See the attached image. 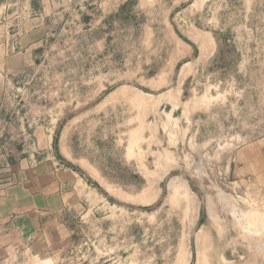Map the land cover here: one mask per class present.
Masks as SVG:
<instances>
[{
  "label": "rangeland",
  "instance_id": "obj_1",
  "mask_svg": "<svg viewBox=\"0 0 264 264\" xmlns=\"http://www.w3.org/2000/svg\"><path fill=\"white\" fill-rule=\"evenodd\" d=\"M195 2L0 0L1 172L87 187L28 264H264V0Z\"/></svg>",
  "mask_w": 264,
  "mask_h": 264
},
{
  "label": "crops",
  "instance_id": "obj_2",
  "mask_svg": "<svg viewBox=\"0 0 264 264\" xmlns=\"http://www.w3.org/2000/svg\"><path fill=\"white\" fill-rule=\"evenodd\" d=\"M188 1L191 9L197 10L196 0ZM32 57L30 50L0 56V73L19 74L31 64ZM46 138L49 142V135ZM246 157L240 167L242 172L254 165L252 155L246 152ZM18 165L11 166L13 173H19L12 182L7 181V172H1L6 169L0 168V264H28L39 253H63L73 237L74 209L80 208L87 190L78 174L72 170L55 173L53 163L36 170L42 172V178H23ZM34 171L26 169L24 173ZM25 255L30 256L28 262L22 261Z\"/></svg>",
  "mask_w": 264,
  "mask_h": 264
},
{
  "label": "bare ground",
  "instance_id": "obj_3",
  "mask_svg": "<svg viewBox=\"0 0 264 264\" xmlns=\"http://www.w3.org/2000/svg\"><path fill=\"white\" fill-rule=\"evenodd\" d=\"M204 44V43H203ZM206 45V44H205ZM205 50V49H204Z\"/></svg>",
  "mask_w": 264,
  "mask_h": 264
}]
</instances>
